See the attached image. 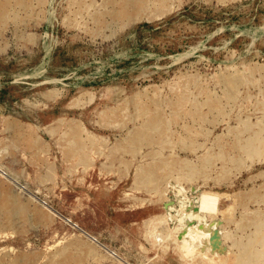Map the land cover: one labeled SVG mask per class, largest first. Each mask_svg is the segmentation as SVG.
<instances>
[{"label":"rangeland","instance_id":"obj_1","mask_svg":"<svg viewBox=\"0 0 264 264\" xmlns=\"http://www.w3.org/2000/svg\"><path fill=\"white\" fill-rule=\"evenodd\" d=\"M93 1L83 12L80 0H0V8L9 7L0 21V197L11 200V206L7 199L0 204V264L19 258L24 264H182L180 247L198 225L183 210L197 212L188 207L200 201L217 216L214 226L202 227L231 245L226 233L235 232L238 222H227L224 213L239 219L264 207L255 194L264 187V161L236 166L217 160L203 178L187 172L183 189L166 183L160 196L137 187L135 179L162 159L153 156L154 147L131 146L123 154L116 147L128 143L140 122L157 134L149 123L164 114L175 120L172 142L179 158L201 160L220 141H232L240 125L255 122L264 101V0H166L162 11L157 0H144L142 13L140 0H132L136 4L128 2L131 12L122 22L114 13L126 0ZM246 70L255 78L236 81L234 102L226 78ZM214 97L225 106L217 114L209 100ZM198 113L204 116L196 121ZM77 125L108 140L87 141L91 165L67 158L62 148ZM191 126L206 147L179 151ZM206 129L214 141L200 135ZM163 146L168 155L169 145ZM157 213L182 216L184 236L169 231L153 245L145 222ZM202 256L186 259L196 264L193 257Z\"/></svg>","mask_w":264,"mask_h":264},{"label":"bare ground","instance_id":"obj_2","mask_svg":"<svg viewBox=\"0 0 264 264\" xmlns=\"http://www.w3.org/2000/svg\"><path fill=\"white\" fill-rule=\"evenodd\" d=\"M148 1L149 0H147V2ZM165 1L166 0H160V1L157 0L156 2H159V4L154 5L155 2H153L154 3L153 5L158 6L160 11H162L164 9H167ZM78 2H79V0H78ZM93 2H95V1H93ZM108 2H111V4L115 3L114 0H108ZM108 2H106V5ZM128 2L130 3L133 1L132 0H126V2H125L126 4H124L123 7L116 8L115 13H114V19H116V21L121 20V22H122L124 19H126V17L128 16V13L131 12V10L130 11L127 10V6H129ZM80 3H81V6H83V9H84L83 12H85V10H88L90 8V4H89L88 0H80ZM133 3H135V2H133ZM103 5H102L103 7H105V8L107 7V6H105V3ZM130 5H131V3H130ZM139 5H140V7L138 9L139 10L138 13H142L145 10V8L147 7L146 2L144 0H140ZM79 8H81V7H79ZM128 8H130V7H128ZM81 10H82V8H81ZM81 10H79V11H81ZM148 10L149 9H147L146 11L148 12ZM8 11H9L8 6H3L2 8H0V21L2 20L1 22H3L4 18L6 19V15H7ZM110 11H112V10H110ZM146 11H145V13L147 14ZM135 12H136V10H135ZM154 12L159 13V12H156L155 10H154ZM88 13H90V11ZM104 14L102 12V15H104ZM92 15H94V14L91 13V16ZM140 16H141V14H140ZM99 17H101V16L98 14V12L95 13V15H94L95 20L96 19L100 20L101 18H99ZM95 20H94V22H95ZM106 22H107V20H106ZM109 22H110V20H109ZM116 24H118V23H116ZM118 25H120V23ZM112 26H113V24H112ZM247 71L248 70H246L244 72V74L243 73L238 74V76H235V75L233 76V74H232L231 76L226 78L228 80L227 83L230 86V87H228L227 95H228V97L230 96V98L233 99L234 102H237V97H238L236 95V88H235L237 86L236 81L242 80L243 77H249L250 79L255 78L252 71H250V70L248 72ZM231 84H232V86H231ZM209 100L211 102L210 105H211V109L213 110L212 112L217 114L218 112H222L225 110V106L220 103V101H222L220 98L214 97V98H211ZM256 111H257V114L259 113V114H261V116H257V120L255 122L249 121L248 124H246V125H240L239 130H233V128H231L230 131H232V130L234 131V133H231L232 141H228L226 143L220 141L218 144V148L213 150V151H211L210 148L207 149V153L205 154V156L201 160L198 157H196L195 160L189 159V158H186V159H180L179 158L180 156H179L178 150L176 149V147L174 145L176 143L173 144V142H172V140L174 139V138H172V133H173L172 123L175 120H172L171 118H167L164 114L154 115L151 122L149 123V126H148V127H150L149 129L151 131L157 130L158 131L157 134L156 133L150 134V133H153L155 131L150 132L148 130L142 129L141 126L143 125V123L140 122V125H138V128H137L138 131H135V132L129 131L130 137L127 140L128 143L124 144L122 142L121 143L122 145H120L119 148L116 147V149H119L120 151H122V154H123V153L130 152L129 148L131 146H134L132 148H136V146L145 145L147 147H154L153 148L154 149V155L153 156H155L156 158L159 156L162 157V159L159 158L160 160L158 162H156L154 164H149V166L147 168L143 167V173L142 174L136 172L135 179L137 181V187L144 185V186H146L148 192H156L159 194L161 192V194H162L165 191L164 189L166 188L165 187L166 183L170 182L169 185H171L174 188V190H176L178 188L183 189L185 187L184 184L186 181L183 182L182 179H184V178L187 179V172L196 173L197 177L201 176L199 178H203L204 176H206V174L209 171L214 169L217 160H218V162H219V160H222L221 161L222 163L228 161V163L231 162L233 165H236V166H239V165L243 166L245 164V162L248 160L251 161L252 164L257 163V162L261 163L262 161H264V101L261 104L257 105ZM195 115L197 116L196 121L199 118L201 119L204 116V114H202V113H198ZM218 115H222V114H218ZM175 118H180V115H178L177 117L175 116ZM175 118H173V119H175ZM145 125H146V123H145ZM186 127H188V126H186ZM186 127H183V128H186ZM131 130H133V129H131ZM193 130H194V128L191 126L190 128H188V132H186L185 135L182 134L181 139L179 141L182 145V148H180L179 151L182 149L185 150L186 147H188V148L191 147L192 148L191 150H193V152H195V150H197L200 146L206 147L207 143L203 144V143L198 141V135H197L198 131L196 132ZM71 132H72V138L69 142V145L66 147H62L63 149L65 148L64 152L68 155L67 158H69V159L70 158H76L79 161L86 162V163H89L91 165L92 160L90 159L88 152H86L84 150V149H88L87 141L90 140L93 143L98 144V142H99L101 144H104V143H107L108 140L104 137H99V136L93 134L89 130H86L82 125L73 126V130ZM52 133L55 134V131H53ZM199 133H200V135L204 136L208 141H214V137H211V131H208V129H206L205 131L201 130ZM193 135H197V136H193ZM217 137H220V136L218 135ZM30 143H31V140H30ZM125 143H126V140H125ZM164 144L169 145L171 152L168 155H164V152L161 151V150H163L162 148L164 147L163 146ZM187 144H189V145H187ZM226 145H230V148H231L230 154L226 153L227 152L226 151V147H227ZM214 146L215 145H213L212 147H214ZM159 147H160V149H159ZM127 148L129 149V151H127ZM218 149H219V151L217 152ZM106 150L108 151L109 149L106 148ZM133 150H137V149H133ZM109 153H111V152H109ZM138 153H140V151H138ZM138 153H135V157H136V154H138ZM67 155H65V156H67ZM114 159H117V158H114ZM122 163L124 164V166L127 168V171H128V169H130V166H131L129 161L124 160V162H122ZM228 163H226V164H228ZM141 167H142V165H141ZM252 167H254V166H252ZM223 169H225V168H223ZM101 173H103V172H101ZM125 175H128V172H126ZM261 176L264 177V174ZM197 177L195 179H192V181L197 180ZM17 183H19V182H17ZM20 190L25 191L23 187H21ZM107 192H109L108 188L106 190L104 189V191H103V193H101V195L104 196V195L108 194ZM127 192H129V191L127 190ZM161 194H160V196H161ZM255 194L258 196L257 197L258 201H256V202L257 203H264V187H261ZM6 199L11 206V200L8 198H5L4 200H6ZM4 200L0 201V204H3V202H5ZM250 200H252V199L250 198ZM15 201L18 202V198H16ZM197 201H199V200H197ZM202 202L203 201L198 202V204H196V206L192 205L193 207H188L189 211H191V210L197 211L193 214L190 212H187L186 210H183V213L190 215V218H192L198 225L192 226L189 229L188 234L191 235L192 237L187 238L185 243L180 247V249H181L180 254L186 260L185 263H182V264H190V259H186V257H190L192 254L197 253V252H203V256L201 258V261H200V259L193 257L194 258L193 260L197 261L196 264H210L212 262H216L217 264H264V207L260 206L259 209L253 210L251 213L250 212H244L241 214L239 219H237L235 216H230V215L226 216V214L224 213V219L227 222H230V220H237V222H238V227H237V230L235 232L230 231V233L229 232L226 233V237L230 239V244H231V245H229V244L226 245V244L220 242V240L216 238L215 233L213 232L212 229H207V228L202 227V225H206V224L208 226H214L213 224H214V221L216 220V217H217L214 214V210H213L214 207H209L210 209L207 210L208 211V213H207L202 208L203 207ZM16 204H18V203H16ZM3 206H7V205L5 204ZM12 217H13V215L12 216L9 215L7 217L9 221L8 220L7 221L12 222ZM182 218H183L182 216H178V215L173 216V215H170L168 213H166V214H163V213L158 214L157 213L155 216L146 220L145 226L147 227V232H149V235H148L149 240H151V242H153L152 244L153 245L154 244L161 245V243L163 241H165L166 234L169 231H175V233L177 234V237H181V236L183 237L184 232L182 230L185 227H184V224L181 222ZM191 229H192V233L190 232ZM178 234H180V235H178ZM175 245H176V243H174L172 246L174 247ZM89 249H91L89 251L90 253H94V250H95L94 248L90 247ZM191 249H194V251L190 252ZM146 252H148V251H146ZM88 256H90V255H88ZM19 259H17L14 264H24L25 263V259H22V258H21V260H19ZM82 261H83V259L80 260L79 264H81ZM164 261H166V260L158 259V260L152 261V259H151V261H149L148 264H166ZM61 262H62V260L56 261L55 263L52 262L51 264H63ZM169 262H173V261L170 260ZM169 264H172V263H169Z\"/></svg>","mask_w":264,"mask_h":264}]
</instances>
